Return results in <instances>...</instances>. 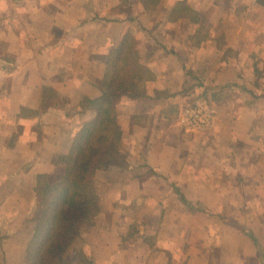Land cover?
Wrapping results in <instances>:
<instances>
[{
  "label": "crops",
  "instance_id": "obj_1",
  "mask_svg": "<svg viewBox=\"0 0 264 264\" xmlns=\"http://www.w3.org/2000/svg\"><path fill=\"white\" fill-rule=\"evenodd\" d=\"M116 51L134 83L115 100L121 163L97 174L99 213L66 259L264 264V217L244 212L264 211V171L242 168L264 162V0H0V264H27L44 190ZM199 96L219 117L187 133Z\"/></svg>",
  "mask_w": 264,
  "mask_h": 264
},
{
  "label": "trees",
  "instance_id": "obj_2",
  "mask_svg": "<svg viewBox=\"0 0 264 264\" xmlns=\"http://www.w3.org/2000/svg\"><path fill=\"white\" fill-rule=\"evenodd\" d=\"M118 52L109 57V75L101 84L102 95L85 100L84 105L96 116L75 135L64 177L44 190L32 219L35 233L27 248V264H73L77 260L93 264L83 252L73 260H67L65 254L99 213L97 174L121 163L122 133L115 100L119 92L134 83L132 78L127 80L126 74L129 51L124 55Z\"/></svg>",
  "mask_w": 264,
  "mask_h": 264
},
{
  "label": "built area",
  "instance_id": "obj_3",
  "mask_svg": "<svg viewBox=\"0 0 264 264\" xmlns=\"http://www.w3.org/2000/svg\"><path fill=\"white\" fill-rule=\"evenodd\" d=\"M216 122V110L210 99L196 97L190 106L183 109L179 123L187 133H204L212 129Z\"/></svg>",
  "mask_w": 264,
  "mask_h": 264
},
{
  "label": "rangeland",
  "instance_id": "obj_4",
  "mask_svg": "<svg viewBox=\"0 0 264 264\" xmlns=\"http://www.w3.org/2000/svg\"><path fill=\"white\" fill-rule=\"evenodd\" d=\"M259 68H260V66H259ZM248 70H250L249 68H248ZM256 70V67H255V69H254V74L256 75V77H260L261 75H260V73H262L263 71L261 70V72L259 73L258 71L256 72L255 71ZM115 76V75H114ZM259 84H262V83H260V82H258ZM263 85V84H262ZM225 92V94L228 96V97H230L231 95H230V92L229 91H224ZM214 93H216V92H214ZM213 93V94H214ZM208 94V93H207ZM209 95V94H208ZM211 95V94H210ZM209 95V96H210ZM205 97V96H204ZM211 97H212V95H211ZM206 98H208V97H206ZM208 99H210V97L208 98ZM211 100V99H210ZM193 102V101H192ZM211 102L213 103V105H214V107H215V110H216V122H215V125H216V123H217V120H218V117H219V115H218V107L215 105V103L211 100ZM192 104V103H191ZM190 104V105H191ZM190 105H188V106H190ZM215 127V126H214ZM213 127V128H214ZM212 128V129H213ZM212 129H210V130H208L207 132H209V131H211ZM207 132H204V133H202V134H205V133H207ZM197 134H200V133H197ZM245 155H247V154H245ZM242 168L244 169V170H256V171H259V169L261 170V171H264V162L263 161H260V165H259V161L258 162H255V163H252V162H250V163H248V162H243L242 163ZM244 180V179H243ZM242 180V181H243ZM253 196V197H252ZM255 196L256 195H250V194H248V193H246V192H243V193H241L240 194V200L241 201H248V202H253V200H254V198H255ZM249 211H250V216H251V213H254V212H256V214H257V216L258 217H260V218H263L264 217V211L262 210V209H257L256 211H254V210H252V209H249V210H247V209H245V213H249ZM189 212L190 213H193L194 214V216H196V217H200V216H202V217H209L211 214L209 213L208 214V212H206V211H204L202 208H200V207H197V208H190L189 209ZM243 212V211H242ZM249 227L247 226V225H245V229H248ZM131 230H134V233H133V235H136V232L135 231H137V229H132V228H130V230H129V233H131ZM74 252H76L75 253V255H74V258H78V250H75ZM72 255V254H71ZM87 257V256H86Z\"/></svg>",
  "mask_w": 264,
  "mask_h": 264
}]
</instances>
